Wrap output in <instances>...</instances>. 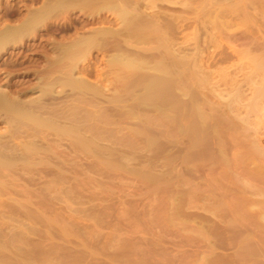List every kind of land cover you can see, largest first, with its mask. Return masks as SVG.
I'll list each match as a JSON object with an SVG mask.
<instances>
[{"label":"rangeland","instance_id":"rangeland-1","mask_svg":"<svg viewBox=\"0 0 264 264\" xmlns=\"http://www.w3.org/2000/svg\"><path fill=\"white\" fill-rule=\"evenodd\" d=\"M187 1L173 4L169 0L160 5L168 8V15L180 16V7L186 6L182 2ZM192 1L186 6L191 8H184L190 16L200 3ZM42 2L0 0V29L17 24L20 16ZM187 11L182 16L192 21L195 16L188 17ZM80 14L74 11L64 19L60 17L49 28H41L21 44L3 51L0 89L11 90L14 99L28 101L40 94L36 86L42 85V76L47 81L49 74L63 73L65 69L55 72L52 68L56 57L53 45L73 41L88 21L85 29L92 26V17ZM189 25L174 37L175 45L185 41L179 35L182 32L193 36V28L198 26ZM238 35L229 39L213 35L212 43L200 48L202 36L198 46L201 59L196 67L189 65L188 76L187 68L180 72L178 64H170L172 75L179 67L180 76L174 73L178 92H173L179 102L175 100L173 113L168 111L166 117L156 112L152 102L135 101L131 95L137 90L136 84L129 85L134 86L133 91L120 79L128 74L112 73L119 69L105 67L111 52H93L79 63L73 77L85 80L99 94L69 95V88L64 91L56 87L52 98L43 99L41 111L43 117L56 123V129L58 125V135L53 130L25 126L16 132V140L8 142L12 147L5 154L13 157L12 163L0 168V264H264V183L256 168L264 167V161L259 156L249 157L255 150L238 123L246 113L249 92L239 104L232 105L233 111L241 110L239 117L228 105L232 87L248 72L246 66H239V50L256 44L253 39L257 34L249 35L253 41L248 35ZM190 37L184 44L188 45L186 53L192 56L196 50ZM182 44L177 45L179 49ZM183 85L189 92L186 96L181 92ZM122 108L132 110H127L128 114ZM182 109L185 122L180 119ZM197 111L206 118L202 127L196 121ZM174 113L176 126L169 120ZM151 116L162 118L156 123ZM250 120L255 121L253 115ZM231 123L235 129L229 126ZM8 127L0 119V135ZM215 129L223 134L225 142L217 141ZM259 130L258 144L264 149V124Z\"/></svg>","mask_w":264,"mask_h":264},{"label":"bare ground","instance_id":"bare-ground-1","mask_svg":"<svg viewBox=\"0 0 264 264\" xmlns=\"http://www.w3.org/2000/svg\"><path fill=\"white\" fill-rule=\"evenodd\" d=\"M168 1L169 0H43V2L41 3L40 6L37 7V5H36V8L29 10L24 17L20 16L21 18L18 20L19 22L17 24L12 25V26H7L8 25L7 24L5 27L3 26V28L0 29V54L3 51L7 50V48L9 46H13V45H17V44L19 45L23 42V40L25 38L34 36L36 33H38L39 30H41V28H49L52 21H55L60 17H63V19H64L65 17H68L70 15V13H72L74 11L75 12L78 11L81 14H84V16L87 15V16L92 17V19H91L92 24L91 25L92 26H93V24L96 25L95 27L91 26L90 28L85 29V26H86V24L89 23V21L87 23H85L86 21L85 22L83 21L85 23V25H83L84 23L82 24L83 25L81 28L82 32L78 33L77 35L75 34L76 36L73 37V41H71V42L69 41V43L67 42L66 44H63L61 42V44L53 45V46H55V49L53 48V51L56 53L55 54L56 57L52 59V68H54L53 70H55V72L57 71L56 69H58V68H62L65 70L63 71V73H61L57 76L52 75V77H51V75L49 74L50 77H48V78H50V79H48L47 81H45V79H44L45 77L42 76V78L44 77L43 78L44 80L42 78H41L42 80L39 79V81L42 83V85L38 83L37 84L38 88L36 86V89L40 90V94H38L36 96V98H34V99L30 98L31 100L22 101L19 98L18 99L12 98L9 94L11 90L9 92L8 91L5 92V91H3V88L0 89V119L5 121V124L9 125L8 129L6 130L7 132L5 134L0 135V168L10 166L12 163L13 157H9L5 153H6V149H8V147H9L8 142H10V144L12 143L11 142L12 138H14V136L17 134L16 132L18 131V129L20 130V127L22 128L25 126L26 127L29 126V129H30V127H32V129L41 128L42 131H43V129L53 130L57 134L58 125H57V129H56V123H54L52 121V119H50V117H46V118L43 117L42 114L44 112L42 113V111H41V110H43L42 106H41L43 99L47 96L50 97L52 94L54 95L55 92L53 93V91H55L54 89L56 87H63V89L61 88L62 90H64L65 87H66L65 89L69 88V95L73 92H75V94L77 93V95L81 94L83 96H85V94L87 95L88 92H94V93L99 94L98 89L95 87H91V85L87 84L85 80L83 81L80 78L73 77L74 71H76L78 69V64L83 62L93 52H98V53L100 52V54L101 53L107 54V52L108 53L111 52V54L107 55L108 58L105 60V63L107 66L105 65V67H107L109 69H112V68L119 69L117 71H112V73L117 72V74H120V73L124 72L125 74H128L125 77L120 78V79H123V84L125 86H127L128 89L131 87V86H129L130 83L136 84L137 88L135 87V89H137L138 91L134 89L135 92H133V93H135V94L131 95V96H134V98L136 99V100L135 99L134 100L139 102V100L141 99V100H145L147 102L154 103V104H152V103L151 104L149 103V104L156 109V112H158L159 114H163L164 117H166L165 115L168 114V111L172 112L173 109L177 105L175 102L176 99L174 100V98H177V97L174 96L173 92L175 89H176L175 91H177V88L179 87L178 82H176L175 81L176 79H174L175 78L174 77L175 72H173L174 70L172 71L173 75L171 74V71H169L170 64H172V65L174 64V66L176 64H178L181 67V69L179 70L180 72L185 71V68H187L185 74H187V76H188V74L190 73L189 72L190 68L188 70L189 65H191V66L193 65V67L195 65V67H196L198 60L201 59V52H200L201 49L198 50V46L200 45L199 42L201 40L204 39L202 41L203 45L201 44L202 47L200 45V48H204L203 46H205V45L207 46L208 44L212 43L213 35H218L219 37H226L227 39H229V36L235 37L238 34H239L238 36L248 35L247 37H249V35L251 36L254 34V36H255V34H257V36L260 35V36H258L260 38L257 39V36H256V38L253 39V40H257V41H255V42H257L256 44L252 43L250 41V43H252V45L248 44L249 47L247 48L248 45L246 42V44H245V45H247V46H245L246 49L241 50V51L239 50V56L241 57V60H240L241 63L239 64V66L240 67L246 66L248 68V72L246 73L245 77L243 78V80L241 81L240 84L237 83V84H235L234 87H232L231 91L229 92V104L228 105H229L230 111L235 112L237 117H239V115L241 114L240 113L241 110L236 109L235 111H233L232 105L235 103L239 104L240 101L243 100L245 93L249 92L250 97L247 99L248 104L246 105V107L244 109L246 113L243 117L238 118V121H239L238 123L240 124V127L243 131L242 134L246 135V137L249 138V142H250L249 144L255 150L253 152L254 154L252 152H251L252 154H249V157H251V159H253L255 156L256 157L259 156V157L263 158V161H264V149H262L259 146L258 143L260 141H258V138H257V136L259 135V132H260L259 129L264 124V0H198V1H200V3L197 2L196 0H194V3L196 1V3H199V5L196 4V5H198V7L195 6L196 10H195V12L193 11L194 15H192L193 17L195 16L196 18L194 17V19H192V21L189 20L191 22V25H192V22H194L193 23L194 25H192V26L189 25L190 23H189V21H187V19H184L185 17L183 18V16H184L183 14H185L184 12H186L189 8H191V6L189 8H187L186 6L187 5L189 6L190 1H192V0H188V1L186 0L187 3L189 2L188 4L184 3V2H186L185 0H181V1H184V2H182L183 3L182 6L184 4L186 5L185 7L183 6V8L180 7L181 9H183V10H181V12L179 11L180 12L179 14L183 15V16L180 15L181 17L178 16L177 13H175L176 16L173 15L172 12H171L172 15L171 14L168 15V12H167L168 8L166 9L163 6L165 8L164 9L160 5V4H163L164 2L167 3ZM178 2H179V0H177V3ZM172 3H173V0H172ZM174 3L177 4L176 1ZM192 3H193V1H192ZM34 4H35V1H34ZM179 5H181V4L179 3ZM193 5H195V4H193ZM159 6H161V7H159ZM165 6H166V4H165ZM184 8H187V10L185 9V11H184ZM162 9H164V11ZM192 9L190 12H192ZM173 12H176V10ZM186 14L187 15L189 14L188 17L193 18L192 16H190L189 11H187ZM108 15H109V17H107ZM169 16H171V18ZM177 17H179L181 19L179 20V19H177ZM1 19H3V18H1ZM6 19L7 18H5V20ZM63 19H61V20H63ZM58 20H60V19H58ZM3 21H4V19H3ZM6 23H7V21H6ZM75 24L76 23H73L74 27H76ZM188 25L190 27H193L196 25V27L198 26V28H199V29L193 28V29H196V30L198 29V30L193 31L195 33L191 34V35H193L192 37H190L188 34L187 35L182 34L183 32L181 34H179L180 36L181 35L184 36L185 41L184 40L183 41L185 43L188 40H190L189 37L192 38V40L194 41L193 45L195 47L196 52L192 53V56L189 55L188 53H186L188 45L184 44V42L181 41L183 44L180 42L179 45L182 44V47L179 49L178 42H177L178 46L175 45L176 44L175 42L177 41V39H176V41H174V37L177 38L176 37L177 33L179 31L180 32L185 31V28H187ZM233 25L237 26L236 29L235 30H229V28ZM75 29H74V31H76L78 28L76 30ZM57 31H58V29H57ZM74 31H73V33H74ZM77 32H79V31H77ZM202 34H204V35H202ZM202 36H204V38ZM241 38H243V37H241ZM246 38H244V39L248 40V38L247 39ZM251 38L249 40H252ZM178 39H179V37H178ZM205 39H208V41H206ZM54 41H56V40H54ZM183 45L184 46L186 45L185 50H184ZM175 46L178 47V48L176 47L178 50L176 48H174ZM206 46H205V48H206ZM105 55H103V56L105 57ZM47 56H50V55H47ZM47 65H49V64H47ZM178 65H176V67ZM174 66H172V67H174ZM47 68H48L47 70H49V67H47ZM120 69H123L124 71H122ZM178 69H179V67H178ZM178 69L175 70L176 73H177ZM47 70H45V71H47ZM170 70H171V67H170ZM187 72H189V73H187ZM131 74H135L136 77L135 78L132 77ZM192 74H195V73H192ZM177 75H179V72L177 73ZM117 78H119V76H117ZM117 78H115V80H117ZM46 79H47V77H46ZM204 79H205V77H204ZM117 81L119 82V80H117ZM132 86H133V84H132ZM127 88H126V90H127ZM131 88L133 90L134 86ZM181 89H182L181 92L185 93L184 96H186L187 93L189 94V92L186 93L185 90H183V89H185L184 85L181 86ZM61 93H59V94H61ZM62 96H64V95H62ZM66 96H68V94ZM127 97H128V95H127ZM189 97L191 98V96H189ZM51 98H52V96H51ZM131 98H133V97H131ZM53 100L55 101L54 97H53ZM119 100H120V98L117 101L120 102ZM126 100H128L127 102H129L130 99H126ZM153 100L154 101L159 100L160 102L159 101L154 102ZM145 101H143V102H145ZM176 101L179 102L178 100H176ZM51 102H52V99H51ZM140 102H142V101H140ZM158 102L160 104L159 105L157 104L158 105L157 106L156 103H158ZM134 104H135V102H134ZM143 104H145V103H143ZM146 104H147L146 106H148V103H146ZM119 105H120V103H119ZM139 106H141V105H139ZM179 106H181V105H179ZM123 107H125V106H123ZM136 107L137 106H135L134 108L136 109ZM148 107H144L142 109L144 110L145 108H148ZM152 107H151V109H153ZM139 109H141V108H139ZM183 109L181 111L182 114H181L180 119L185 116V115H183V112H184ZM123 110H126V108ZM127 110L131 111L132 109L130 110V108H129ZM127 110H126V113L128 112V114H129V111H127ZM187 110H188V108H187ZM54 111H55V109H54ZM151 111H153V110H151ZM189 111H190V109H189ZM120 112L122 113V111H120ZM148 112H150L149 109H148ZM72 113H73V111H72ZM132 113H134V111ZM135 113H137V112H135ZM150 113H152V112H150ZM158 113H155V114H158ZM202 113L200 114V112L198 113V111L196 113V116H197L196 121H197V123H199V125H200L199 127H202L203 122L206 119L205 116H203L204 113L203 114ZM152 115H153V113H152ZM171 115H172V117L169 120L172 123H170V124L175 123L174 125L176 126L177 123L172 121V119H175V117H176V116L174 117L175 113L171 114ZM182 115H183V117H182ZM251 115L254 116L255 121L250 120ZM53 116L54 115H52V117ZM156 117H158V116H156ZM177 117H179V115ZM151 118H152V116H151ZM161 118L157 119V120H161ZM191 118L192 117H190V119ZM193 118H195V117L193 116ZM153 119H155V118L153 117L152 120ZM53 120H54V118H53ZM157 120H156V123L158 122ZM166 120L168 121V119H166ZM182 120H183V122L186 121L185 118H183ZM216 121H218V120H216ZM187 123H189V122H187ZM231 124L229 126L233 127V124L232 125ZM180 126L181 125H179V128H180ZM190 126H192V125H190ZM68 127H70V126H68ZM204 127H206V126H203V128ZM66 128H65V130H67ZM181 128H182V126H181ZM37 129H36V131H37ZM60 129L61 128H59V131L61 132L62 129L61 130ZM71 129H73V127ZM23 130H24V128H23ZM182 130H183V128H182ZM204 130H208V129H204ZM209 130H210V128H209ZM24 131H26V130H24ZM24 131H23V133H24ZM193 131L194 130H192V132ZM217 131L218 130H216L213 134L216 135L217 141L222 143L223 134L220 131L219 132H217ZM37 132H39V131H37ZM60 132H59V136H61L60 134L62 133V132L61 133ZM63 132H65V131H63ZM200 132H201V130H200ZM239 132H241V131H239ZM30 133H32V132H30ZM201 133H203V132H201ZM201 133H200V135H202ZM194 134H195V132H194ZM19 135H20V133H19ZM37 135H38V133L36 134V136ZM62 135H65V134L63 133ZM67 135H69V134H67ZM72 135H73V132H72ZM206 135H207V133H206ZM198 136H199V134H198ZM207 136H209L208 138H209V140H211L210 139L211 136L209 134ZM77 138H79V139H77ZM77 138L74 137L75 140H79V141L81 140V137H77ZM202 138H204V137H202ZM205 139L207 140V138H205ZM84 140H83V142L86 143V141L88 139L85 141ZM206 140L203 139L202 141H206ZM207 141L205 142L206 144H207ZM72 142H73V140H72ZM223 142H225V141H223ZM205 143L203 142V144H205ZM235 143H236V141H235ZM88 144H89V142H88ZM13 145L15 147V144H13ZM82 146H86V145L84 143H82ZM11 147L12 146H10L9 149ZM27 147H28V145H27ZM13 148L11 150H14ZM25 150H27V149H25ZM226 160H228V159H226ZM224 164H226V163H224ZM255 166H257V165H255ZM260 167L264 168L263 166H257L256 168L259 169V171H257V173H258L259 179L261 178L263 180L262 183H264V172H262L263 170ZM258 176H256V177H258ZM259 179L257 178V180H259ZM219 206H220V203H219ZM223 207H221V208H223ZM263 214H261V217L264 218Z\"/></svg>","mask_w":264,"mask_h":264}]
</instances>
